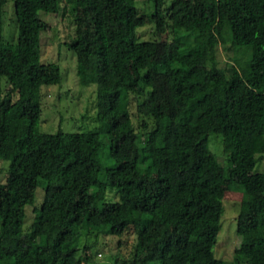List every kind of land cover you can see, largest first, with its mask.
<instances>
[{
    "label": "trees",
    "instance_id": "obj_1",
    "mask_svg": "<svg viewBox=\"0 0 264 264\" xmlns=\"http://www.w3.org/2000/svg\"><path fill=\"white\" fill-rule=\"evenodd\" d=\"M72 1L67 47L80 84L97 85L99 127L48 134L42 89L62 74L42 60L43 15L63 0H14L16 42L0 0V264H83L80 232L120 237L132 222L124 264H264V0H167L164 15V0H147L152 14L137 0ZM146 26L159 38L141 40ZM112 191L118 201L99 197ZM228 191L241 195L234 262L214 253Z\"/></svg>",
    "mask_w": 264,
    "mask_h": 264
},
{
    "label": "rangeland",
    "instance_id": "obj_2",
    "mask_svg": "<svg viewBox=\"0 0 264 264\" xmlns=\"http://www.w3.org/2000/svg\"><path fill=\"white\" fill-rule=\"evenodd\" d=\"M4 7V37L9 42H16L18 37L14 0H2ZM138 7L144 14L156 12L154 5L147 0H137ZM168 5L164 0L160 9L161 15ZM72 0H63L59 14L43 15L44 27L42 32V60L44 63H56L62 74L60 85L43 87L42 115L40 131L56 134L60 130L64 133H88L98 129L97 85L82 86L77 75V58L67 47L74 36V29L69 22L73 10ZM141 40L159 38L155 29L146 26L140 30ZM160 37H167L166 30ZM222 50V49H221ZM222 60L228 62L224 53ZM132 120L137 125V105H131ZM214 136L210 137L213 138ZM210 147L218 156L220 163L227 167L229 159L223 151L219 138L210 142ZM9 167V162L0 161V180H3ZM257 171L264 172V162L258 165ZM45 183H40L37 191L36 206L28 208L24 230L28 234L35 218V208L41 207L44 200ZM99 197L111 201H118L116 192H101ZM241 195L228 191L223 200L224 213L218 242L214 249L215 256L226 261H235V251L240 246L241 239L237 233V217L240 209ZM139 226L132 222L120 237L109 236L104 232L78 234L76 245L79 254L86 259L83 264H124L131 260L136 251Z\"/></svg>",
    "mask_w": 264,
    "mask_h": 264
}]
</instances>
